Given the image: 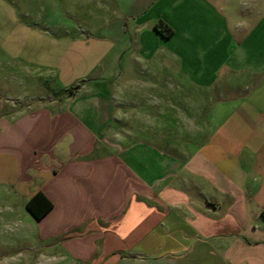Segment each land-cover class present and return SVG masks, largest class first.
I'll use <instances>...</instances> for the list:
<instances>
[{"label": "crops", "instance_id": "0c3cea01", "mask_svg": "<svg viewBox=\"0 0 264 264\" xmlns=\"http://www.w3.org/2000/svg\"><path fill=\"white\" fill-rule=\"evenodd\" d=\"M0 164L81 262L264 264V0H0Z\"/></svg>", "mask_w": 264, "mask_h": 264}, {"label": "rangeland", "instance_id": "374dc122", "mask_svg": "<svg viewBox=\"0 0 264 264\" xmlns=\"http://www.w3.org/2000/svg\"><path fill=\"white\" fill-rule=\"evenodd\" d=\"M30 189L5 178L0 164V264H93L77 260L64 243V236L50 234L52 220L39 223L26 211ZM69 241L75 244L76 239ZM113 264L155 262L126 258Z\"/></svg>", "mask_w": 264, "mask_h": 264}, {"label": "trees", "instance_id": "16d2710c", "mask_svg": "<svg viewBox=\"0 0 264 264\" xmlns=\"http://www.w3.org/2000/svg\"><path fill=\"white\" fill-rule=\"evenodd\" d=\"M154 29L165 38H170L173 34L171 28L162 21H158ZM78 89L79 86L71 88L68 90V94L72 95ZM25 209L38 222L51 211L52 204L43 193L38 192L25 203Z\"/></svg>", "mask_w": 264, "mask_h": 264}]
</instances>
